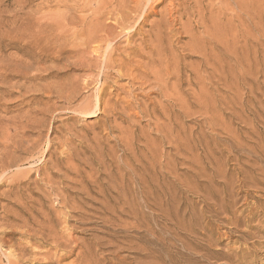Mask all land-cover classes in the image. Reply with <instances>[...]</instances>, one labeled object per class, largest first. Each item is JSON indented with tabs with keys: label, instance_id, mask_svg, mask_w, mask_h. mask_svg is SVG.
<instances>
[{
	"label": "rangeland",
	"instance_id": "1",
	"mask_svg": "<svg viewBox=\"0 0 264 264\" xmlns=\"http://www.w3.org/2000/svg\"><path fill=\"white\" fill-rule=\"evenodd\" d=\"M85 260L264 264V0H0V264Z\"/></svg>",
	"mask_w": 264,
	"mask_h": 264
},
{
	"label": "bare ground",
	"instance_id": "2",
	"mask_svg": "<svg viewBox=\"0 0 264 264\" xmlns=\"http://www.w3.org/2000/svg\"><path fill=\"white\" fill-rule=\"evenodd\" d=\"M85 18H86V17H85ZM138 20H139V19H138ZM129 22H130V21H129ZM129 22H126V21H125L126 24L129 23ZM133 23H134V22H133ZM51 24H52V23H51ZM119 24L122 25V23H119ZM97 25H98V23H97ZM99 25H100V24H99ZM128 25H129L128 27L130 28V24H128ZM131 25H132V24H131ZM103 26H104V25H103ZM116 26H117V25H116ZM123 26H124V23H123ZM126 26H127V25H126ZM132 26H133V25H132ZM132 26H131V27H132ZM94 27H96V24H95ZM99 27H100V26H99ZM99 27H98V30H100V29L102 28V27H100V29H99ZM107 27H108V26H107ZM128 27H127V28H128ZM133 27H134V26H133ZM59 28H60V26H59ZM61 28H62V27H61ZM90 28H91V27H90ZM105 28H106V27H105ZM125 28H126V27H125ZM56 29H57V27H56ZM82 29H83V28H82ZM57 30H58V29H57ZM95 30H96V29H95ZM95 30H94V31H95ZM112 30H113V29H112ZM124 30H126V29H124ZM96 31H97V30H96ZM81 32H82V31H81ZM97 32H98V31H97ZM124 32H125V31H124ZM58 33H59V32H58ZM96 34H97V33H96ZM65 35H66V34H65ZM107 35H109V34H107ZM110 35H111V34H110ZM53 36H54V35H53ZM73 37H74V36H73ZM87 37H88V36H87ZM91 38H92V37H91ZM102 38H103V37H102ZM88 39H89V38H88ZM107 39H110V38L108 37ZM90 40H91V39H90ZM90 40H88V41H90ZM101 40H102V39H101ZM111 41H112V40H111ZM111 41H110V42H111ZM101 42H102V41H101ZM101 42H100V43H101ZM103 42H104V41H103ZM106 42H107V41H106ZM112 42H113V41H112ZM112 42H111V43H112ZM104 44H106V43H104ZM107 45H108V42H107L106 46H107ZM77 47H78V45H77ZM157 49H158V48H157ZM143 52H144V51H143ZM145 52H146V51H145ZM61 53H62V49H61ZM146 53H147V52H146ZM145 55H146V54H145ZM60 56H61V55H60ZM60 56H59V57H60ZM153 63H154V62H153ZM149 64H150V63H149ZM101 70H102V69H101ZM142 71H143V70H142ZM161 72H162V71H161ZM147 73H148V72H147ZM160 74H161V73H160ZM159 79H160V78H159ZM73 92H74V91H73ZM71 93H72V92H71ZM74 94H75V93H74ZM74 94H73V95H74ZM73 98H74V96H73L72 98L69 99V103L72 102L71 100H72ZM96 98H97V99H96V103H94V104H93V103H92V104L89 103V104L86 105L85 107L82 105L83 108H82L81 105H80L78 108L81 107V108L83 109V111H84L85 108L90 107V109H89V110L87 109V112H85L84 114L89 115V116H90V115H96L97 111H99V109H100L101 93H98V95H97ZM74 99H75V98H74ZM73 101H74V100H73ZM185 104H186V103H185ZM84 105H85V104H84ZM82 109H81V110H82ZM128 179H129V178H128ZM128 179H127V180H128ZM131 179H132V178H131ZM143 182H144V181H143ZM143 182H142V183H143ZM86 186H87V185H86ZM83 188H84V187H83ZM100 189H102V188H100ZM118 190H119V189H118ZM93 197H94V196H93ZM98 199H99V198H98ZM104 203H105V202H104ZM102 205H103V204H102ZM105 206H107V205H105ZM109 207H110V206H109ZM106 208H107V207H106ZM106 210H107V209H106ZM113 211H114V210H113ZM113 211H112V212H113ZM41 212H42V211H41ZM45 215H46V214H45ZM48 217H49V216H48ZM46 218H47V217H46ZM46 220H49V219L47 218ZM38 221H39V220H38ZM40 225H41V224H40ZM49 225H50V224H49ZM45 227H46V226H45ZM47 228H48V225H47ZM42 229H43V228H42ZM86 263H87V262H86V260H85V264H86ZM81 264H83V263H81Z\"/></svg>",
	"mask_w": 264,
	"mask_h": 264
}]
</instances>
